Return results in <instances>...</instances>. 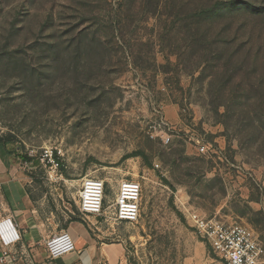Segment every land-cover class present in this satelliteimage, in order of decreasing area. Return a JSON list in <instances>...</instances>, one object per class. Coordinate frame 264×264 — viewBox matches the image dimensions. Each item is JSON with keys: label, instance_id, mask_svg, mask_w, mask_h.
<instances>
[{"label": "rangeland", "instance_id": "374dc122", "mask_svg": "<svg viewBox=\"0 0 264 264\" xmlns=\"http://www.w3.org/2000/svg\"><path fill=\"white\" fill-rule=\"evenodd\" d=\"M3 141L127 264H225L191 212L252 228L264 264V0H0ZM85 176L106 182L87 219ZM123 179L142 186L136 222L114 216Z\"/></svg>", "mask_w": 264, "mask_h": 264}, {"label": "crops", "instance_id": "0c3cea01", "mask_svg": "<svg viewBox=\"0 0 264 264\" xmlns=\"http://www.w3.org/2000/svg\"><path fill=\"white\" fill-rule=\"evenodd\" d=\"M15 150L11 144H0V219L12 216L22 239L8 247V256L0 243V264H127L119 244L106 243L93 233L60 195L55 205L54 199L41 191L38 181L25 171L28 161ZM62 230L71 234L75 250L53 259L46 241Z\"/></svg>", "mask_w": 264, "mask_h": 264}, {"label": "built area", "instance_id": "2783aa9c", "mask_svg": "<svg viewBox=\"0 0 264 264\" xmlns=\"http://www.w3.org/2000/svg\"><path fill=\"white\" fill-rule=\"evenodd\" d=\"M166 143L170 138L165 139ZM206 151V145L200 147ZM58 148H43L38 161L48 167V177L52 181L64 176L61 156ZM33 165V161H28ZM60 173V174H59ZM79 191L78 209L84 219L91 215H102L104 210L105 180L85 176L82 178ZM142 186L137 180L123 179L120 181L113 206L114 216L118 221L136 222L141 212ZM190 220L198 234L207 242L214 253L227 264H260L262 247L252 228L238 222L223 221L217 218H205L191 212ZM22 235L12 216L0 219V243L4 256L10 253L8 247L21 241ZM46 248L51 258H58L75 250L71 234L62 230L46 241Z\"/></svg>", "mask_w": 264, "mask_h": 264}, {"label": "trees", "instance_id": "16d2710c", "mask_svg": "<svg viewBox=\"0 0 264 264\" xmlns=\"http://www.w3.org/2000/svg\"><path fill=\"white\" fill-rule=\"evenodd\" d=\"M0 143H2V142H0ZM2 144H10L9 143V141L7 142V141H3V143ZM15 153H17V150H15L14 151ZM18 154V153H17ZM19 155V154H18ZM138 155H142V156H144L143 154H141V153H138ZM19 157H21L22 159H24L25 161H32V158H30V157H28V156H19ZM175 211L177 212V214L181 217V219H183L184 220V217L182 216V214L175 208Z\"/></svg>", "mask_w": 264, "mask_h": 264}]
</instances>
